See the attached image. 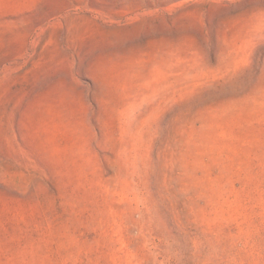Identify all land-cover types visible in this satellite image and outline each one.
<instances>
[{
	"label": "rangeland",
	"instance_id": "obj_1",
	"mask_svg": "<svg viewBox=\"0 0 264 264\" xmlns=\"http://www.w3.org/2000/svg\"><path fill=\"white\" fill-rule=\"evenodd\" d=\"M0 264H264V0H0Z\"/></svg>",
	"mask_w": 264,
	"mask_h": 264
}]
</instances>
